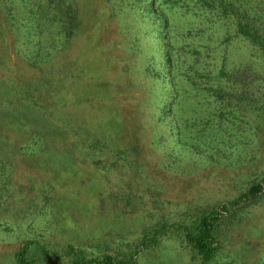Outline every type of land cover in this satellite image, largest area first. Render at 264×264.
I'll return each mask as SVG.
<instances>
[{"label": "rangeland", "instance_id": "1", "mask_svg": "<svg viewBox=\"0 0 264 264\" xmlns=\"http://www.w3.org/2000/svg\"><path fill=\"white\" fill-rule=\"evenodd\" d=\"M21 1L11 19L0 0V264H16L29 239L56 253L125 251L144 231L236 197L264 170L261 148L236 140L206 78L191 76L256 52L232 34L224 56L228 22L198 0H71L78 27L67 39L46 18L22 20ZM249 109L233 118L247 125ZM214 138L247 159H205L200 144ZM233 219L210 264H264V197ZM138 264L200 263L169 230Z\"/></svg>", "mask_w": 264, "mask_h": 264}, {"label": "trees", "instance_id": "2", "mask_svg": "<svg viewBox=\"0 0 264 264\" xmlns=\"http://www.w3.org/2000/svg\"><path fill=\"white\" fill-rule=\"evenodd\" d=\"M198 1L207 8L206 12L216 17L220 16L221 24L223 20L228 22L227 27L222 29L223 35L219 36L221 41L226 42L223 43L225 45L222 53L224 56L229 51L228 41L232 34L246 40L256 53L251 62L233 63L228 68L224 64L219 69L218 75L215 70L202 73L196 70L191 76L192 78L195 76L206 78L207 91L205 93L209 94L214 102L217 100L220 117H222V111H225L232 118L225 122V126L230 125L233 128L236 140L247 141L248 147L261 148V154L264 155V0H245V4L241 3V5L236 0ZM19 4L26 12L22 20L29 23L34 20L39 24L42 19L46 18L49 23L58 24L57 34L61 33L65 39L71 37L78 27L76 9L71 0H22ZM4 6L11 19H14L15 14L12 11H16L19 5L15 3V0H5ZM53 40L50 47H55ZM248 77L254 81V86H249ZM197 84L198 82L195 81L194 88H197ZM245 108H251L249 110L254 112L253 119L248 120L247 125L233 118ZM215 140L221 139L214 138L212 141ZM219 144L220 141L211 143L208 147L200 144L205 159L220 165H228L234 161L241 162V160L244 162L247 159L246 150L242 151L234 145ZM176 145L180 144L177 142ZM192 147L197 149L193 145ZM255 151L257 150H251V153ZM196 154L199 152L196 151ZM263 197L264 170L256 172L254 178L247 182L245 189L240 191L236 197L210 210L198 212L189 222L165 223L156 228L153 227L152 231L142 232L133 239L131 245L125 250L126 252L112 250L92 255L80 245L69 244L61 253H56L41 243H38L37 249H34L33 245L37 242L29 239L24 241L15 253V263L40 264L42 261L45 264H60L63 259L67 258L72 264H138V257L144 249L160 243L166 232L173 230L178 233L183 246L188 248L192 260L200 264H210L221 247V226L226 227L229 220L233 218L235 220L236 216L262 201Z\"/></svg>", "mask_w": 264, "mask_h": 264}]
</instances>
